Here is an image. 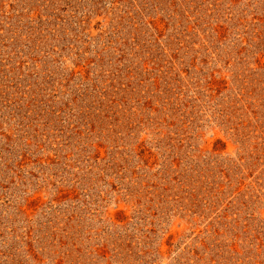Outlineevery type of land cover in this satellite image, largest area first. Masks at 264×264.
Returning a JSON list of instances; mask_svg holds the SVG:
<instances>
[{"label": "rangeland", "instance_id": "1", "mask_svg": "<svg viewBox=\"0 0 264 264\" xmlns=\"http://www.w3.org/2000/svg\"><path fill=\"white\" fill-rule=\"evenodd\" d=\"M0 264H264V0H0Z\"/></svg>", "mask_w": 264, "mask_h": 264}]
</instances>
